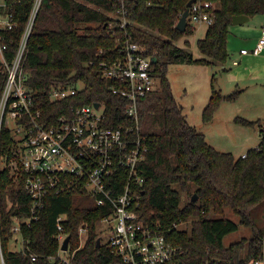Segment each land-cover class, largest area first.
I'll use <instances>...</instances> for the list:
<instances>
[{"label": "trees", "instance_id": "1", "mask_svg": "<svg viewBox=\"0 0 264 264\" xmlns=\"http://www.w3.org/2000/svg\"><path fill=\"white\" fill-rule=\"evenodd\" d=\"M216 3L215 20L207 26L197 47L204 57L194 58L174 40L194 31L175 27L188 0H42L27 41L24 61L26 84L42 101L43 112L57 115L71 106L105 105L110 124L128 120L127 98L113 92L117 81L103 76L101 61L119 55L125 42H137L144 54L155 52L152 67L159 82L155 90L139 100V134L146 146L141 162L143 198L140 215L159 229L178 248L175 264H251L264 259V227L258 226L252 210L264 200V122L239 119L257 126L260 141L244 157H235L210 145L202 132L188 123L183 108L173 96L167 78L170 63L186 61L201 65L224 64L228 59L227 36L234 15L264 14V0H210ZM33 0H22L18 25L2 33L11 58L25 26ZM121 5L131 24L120 26ZM126 18V16H125ZM6 71L0 66V95ZM214 78H211V81ZM81 81L76 95L50 102L52 87ZM238 92L224 94L214 89L202 109L201 120L209 123L224 101H233ZM13 138L2 129L0 152L12 158ZM123 180L125 174L118 173ZM196 198L192 200L193 195ZM31 199L23 178L11 168L0 170V239L6 264H106L110 261L99 237L97 225L109 213L79 190L51 191L44 197L39 217L22 227L23 244L11 248L10 226L14 215L27 216ZM229 209L237 218L227 217ZM65 214L61 232L69 235L68 262L57 257L59 241L56 218ZM88 225L79 248L78 227ZM243 228L239 239L225 244L224 237ZM249 231V234H248ZM32 256H35L33 259Z\"/></svg>", "mask_w": 264, "mask_h": 264}, {"label": "built area", "instance_id": "2", "mask_svg": "<svg viewBox=\"0 0 264 264\" xmlns=\"http://www.w3.org/2000/svg\"><path fill=\"white\" fill-rule=\"evenodd\" d=\"M22 0H0V66L6 79L0 95V136L8 129L14 141L12 158L0 152V170L9 166L14 176L23 178V186L31 199L27 216L14 215L10 230L11 248L18 251L22 244L21 229L29 227L44 207V197L51 191L79 190L87 193L98 205H107L109 213L99 223H105L108 238L102 243L109 254L106 264H175L178 248L159 229L140 215L144 193L141 162L146 146L139 134V100L158 86L152 67L155 52L144 54L134 41H126L119 55L101 61L103 76L117 81L113 92L127 98L125 114L128 120L110 124L105 105L98 103L71 106L54 116L43 112L40 95L25 80L24 61L27 41L42 0H33L27 13L15 52L8 58V45L2 33L18 25ZM108 13L120 22L131 24L127 9ZM217 5L210 0H194L187 6L186 28L198 24H213ZM126 16V18H125ZM181 16V15H180ZM264 51V24L254 46L243 54L258 55ZM234 63H236L234 61ZM83 88L81 81L52 87L47 95L50 102L76 95ZM242 154L241 157H244ZM125 174L122 180L118 173ZM65 214L56 218L59 231L57 257L68 262L67 250L61 244L67 236L61 232ZM88 225L78 227L79 248L84 244ZM264 242V236H263ZM34 259L35 256H32ZM0 264H6L0 239ZM251 264H264L256 259Z\"/></svg>", "mask_w": 264, "mask_h": 264}, {"label": "rangeland", "instance_id": "3", "mask_svg": "<svg viewBox=\"0 0 264 264\" xmlns=\"http://www.w3.org/2000/svg\"><path fill=\"white\" fill-rule=\"evenodd\" d=\"M263 24L264 14L256 13L243 24L229 26L227 36L229 56L224 64L204 66L182 61L167 66V78L173 96L182 106L188 123L204 133L206 141L215 149L231 152L235 157L256 147L261 138L257 126L243 124L239 119L264 122V58L260 60L259 65L254 62L248 64V69H244L246 61H240L238 64L243 74L242 80L232 76V71L238 68L232 65V59L239 54L240 48L250 50L254 46ZM206 29V24H198L192 34L184 35L174 40V43L186 48L194 58L204 57L197 47V40L204 37ZM246 59L253 61L255 58L250 54ZM212 77L214 89H220L224 94L234 91L238 94L235 100L222 102L212 120L205 124L201 120V113L208 100ZM226 212L228 218L238 220L229 209ZM252 214L258 226L264 227V200L253 208ZM97 230L102 243L105 242L108 238L106 224L98 223ZM243 232L244 229L239 228L227 234L223 239L224 243L227 245L239 239ZM15 248L16 246L12 245V249Z\"/></svg>", "mask_w": 264, "mask_h": 264}, {"label": "water", "instance_id": "4", "mask_svg": "<svg viewBox=\"0 0 264 264\" xmlns=\"http://www.w3.org/2000/svg\"><path fill=\"white\" fill-rule=\"evenodd\" d=\"M194 0H188L187 2V6H190V4L193 2ZM188 14V10L185 9L181 16L179 17V19L177 20L176 24H175V27L177 28V30H179L180 32H184L185 29H186V16ZM250 19V16L249 15H245V14H238V15H234L232 17V24H243L245 22H247L248 20ZM153 61H155V58L153 57L152 58ZM95 107H98V102H95L94 103ZM196 198L195 194L193 195L192 197V200H194ZM69 238L70 236L67 235L64 240L62 241V244H61V249L62 250H67L68 248V242H69ZM96 246H100V238L97 237L96 238ZM177 264H183L182 262H179Z\"/></svg>", "mask_w": 264, "mask_h": 264}, {"label": "crops", "instance_id": "5", "mask_svg": "<svg viewBox=\"0 0 264 264\" xmlns=\"http://www.w3.org/2000/svg\"><path fill=\"white\" fill-rule=\"evenodd\" d=\"M240 49H242V48H240ZM264 51L263 52H261L260 54H258V55H253V54H251L255 59L253 60V61H249V60H247L246 59V57H247V55H250V54H243V53H241L240 52V50H239V54H236V56H234V59H232V65H234V66H238V68H235L234 69V71H232V76L235 78V79H241L242 80V78H243V74H242V71L239 69V62L240 61H246V65H245V67H244V69H248L247 68V65L248 64H252V62H254L255 64H257V65H259L260 63V60L262 59V58H264ZM238 57H239V59H238ZM245 59V60H244ZM234 61L236 62V63H234ZM198 65H201V64H198ZM204 66H208V65H204ZM249 66V65H248ZM223 68H227V67H224L223 66ZM229 69L231 68L230 66L228 67ZM233 70V69H232ZM211 89H212V81H211ZM211 89H210V92H209V95H210V93H211ZM218 90H220V89H218ZM221 91V90H220ZM208 98H209V96H208ZM222 104V103H221ZM221 106V105H220ZM220 108V107H219ZM218 108V109H219ZM204 134V133H203ZM205 136V135H204Z\"/></svg>", "mask_w": 264, "mask_h": 264}]
</instances>
